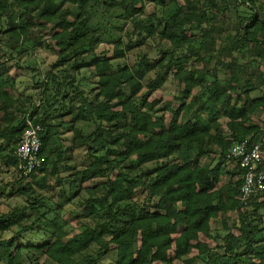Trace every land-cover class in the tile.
<instances>
[{"label":"trees","instance_id":"obj_1","mask_svg":"<svg viewBox=\"0 0 264 264\" xmlns=\"http://www.w3.org/2000/svg\"><path fill=\"white\" fill-rule=\"evenodd\" d=\"M38 49L56 56L43 73L23 63ZM170 80L179 105L161 108ZM262 115L264 2L0 0V264H264V193L244 205L227 158L264 149ZM28 118L42 166L24 176Z\"/></svg>","mask_w":264,"mask_h":264},{"label":"built area","instance_id":"obj_2","mask_svg":"<svg viewBox=\"0 0 264 264\" xmlns=\"http://www.w3.org/2000/svg\"><path fill=\"white\" fill-rule=\"evenodd\" d=\"M44 128L27 119L26 127L19 139L15 155L17 169L24 176L36 172L42 166L40 157ZM227 158L239 164L243 184L240 201L246 205L252 198L264 193V149L261 142L249 143L247 139L234 143L228 150Z\"/></svg>","mask_w":264,"mask_h":264},{"label":"rangeland","instance_id":"obj_3","mask_svg":"<svg viewBox=\"0 0 264 264\" xmlns=\"http://www.w3.org/2000/svg\"><path fill=\"white\" fill-rule=\"evenodd\" d=\"M260 2H264V0H259ZM165 2H168V0H165ZM66 7H69L71 16L74 17L77 14V6H73L70 4H66ZM170 8V4L167 3L166 8L163 9L165 13ZM145 14H150L154 12H160L162 13V8L156 6L152 1H147L146 6L144 9ZM103 48V45L101 46V49ZM56 56L50 52L49 50H43L38 49L33 55L31 56H25L23 58V63L26 65L34 66L40 70V72H44V70L48 69L50 65L55 61ZM19 72V73H18ZM12 74L17 75L18 79L16 81L17 86L20 88V90L24 93L25 96L28 94H32V97L34 98L36 92H38L37 89H34V80H33V73L31 70H21L18 71L17 69L12 70ZM179 96L177 92V87L172 84V81H168L166 86L163 89L156 90L152 98H157L161 101L160 107L164 108L167 104H171L173 107H176L179 105V101L176 100V97ZM35 101H37V98H34ZM166 121L168 122L171 118V113L169 111H165ZM259 123L264 128V115L261 116V119L259 118ZM60 131L62 132L59 140L56 141V146H58L60 143L63 145V149L67 150L68 152L71 149L72 146V133L69 131V126H64L60 128ZM76 155V161L81 162L82 153L79 151L75 152ZM72 164V163H71ZM6 169H0V184L2 183L3 178H6L5 180L9 179L13 174H5ZM5 181V182H6ZM58 191L59 189H56L54 192H51L48 194L49 200H51V204H53L59 197H58ZM18 202H21V199H17ZM17 202V203H18ZM7 203L15 204L14 201H8ZM72 226V225H71ZM31 256V255H30ZM33 257L37 258L38 255H32ZM31 256V257H32ZM43 260V258H41ZM160 264V263H156ZM174 264H184L181 261H176Z\"/></svg>","mask_w":264,"mask_h":264},{"label":"crops","instance_id":"obj_4","mask_svg":"<svg viewBox=\"0 0 264 264\" xmlns=\"http://www.w3.org/2000/svg\"><path fill=\"white\" fill-rule=\"evenodd\" d=\"M227 168L231 171V172H236V169H235V164L232 163V162H229L228 165H227ZM235 178H240V177H236Z\"/></svg>","mask_w":264,"mask_h":264}]
</instances>
